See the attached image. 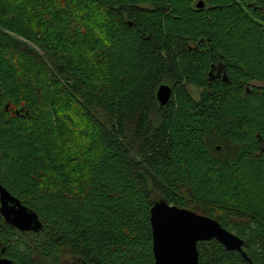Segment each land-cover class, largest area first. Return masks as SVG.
<instances>
[{"label": "trees", "instance_id": "trees-1", "mask_svg": "<svg viewBox=\"0 0 264 264\" xmlns=\"http://www.w3.org/2000/svg\"><path fill=\"white\" fill-rule=\"evenodd\" d=\"M198 1L57 0L71 16L46 17L43 55L0 31V182L43 224L22 232L0 215V257L155 264L163 199L243 229L250 260L213 239L199 264L264 260V0Z\"/></svg>", "mask_w": 264, "mask_h": 264}, {"label": "water", "instance_id": "water-1", "mask_svg": "<svg viewBox=\"0 0 264 264\" xmlns=\"http://www.w3.org/2000/svg\"><path fill=\"white\" fill-rule=\"evenodd\" d=\"M196 6L203 8L205 3L200 0ZM210 73L212 75V71ZM173 94V87L168 83H162L156 94L160 106H166ZM150 209L155 264H199V242L213 239L225 245L227 250H240L244 258L250 260L244 250V239L222 226L215 218L171 205L163 199L157 200ZM160 209L167 211L161 212ZM0 213L9 225L22 232L42 229L43 224L38 213L14 196L1 182ZM0 264L19 263L8 257H0ZM66 264L84 262L77 260L68 261Z\"/></svg>", "mask_w": 264, "mask_h": 264}, {"label": "rangeland", "instance_id": "rangeland-1", "mask_svg": "<svg viewBox=\"0 0 264 264\" xmlns=\"http://www.w3.org/2000/svg\"><path fill=\"white\" fill-rule=\"evenodd\" d=\"M32 1H35L39 4L37 7H38V13L40 15L35 16V15L30 14L31 16L34 17V23L30 24L29 22L26 21V18L29 16V11L25 5L21 6L15 3H10L12 7H9L6 3L7 0H0V12L6 13V15L8 14L7 16L11 15L12 17H14V19H16V22H11L10 24L8 22L6 23L0 22V31L11 35L12 37H14V39H17L18 41L20 40L21 42L27 43L31 48H35L37 51L41 52L43 55V50L34 41H36V39H44L43 33L46 30L45 28L46 17L48 15H52L53 17L52 20H54L55 16L62 14L63 12L62 11L60 12L59 6H57L56 4L57 0H32ZM87 1L88 0H85V2ZM62 15L63 17H70L71 13H65ZM18 22H20V26H16V23ZM64 32L66 35H69L71 33V29L65 28ZM24 35H26L28 39ZM2 56H4L6 59H9L13 55L10 53L8 55H6V53H3ZM17 58L16 56H14L13 62ZM35 80L36 79L34 78L33 79L34 85L37 84ZM189 90L195 98H199L202 92L201 88L196 87L194 85L193 86L189 85ZM251 227L252 229L250 228L246 229L247 233H252L253 232L252 230L255 229L254 224H252ZM238 228H236V231L235 230L233 231L235 234L237 232L243 231L241 226H238ZM256 249H258L259 252L261 250L263 251L262 254H260V256L261 258H264L263 247L260 245H257ZM257 257H258V254H257ZM256 264H264V260L263 259H261L260 261L258 260Z\"/></svg>", "mask_w": 264, "mask_h": 264}, {"label": "flooded vegetation", "instance_id": "flooded-vegetation-1", "mask_svg": "<svg viewBox=\"0 0 264 264\" xmlns=\"http://www.w3.org/2000/svg\"><path fill=\"white\" fill-rule=\"evenodd\" d=\"M216 71H218L216 74H213V73H212V77H213V78L218 77L219 74L221 73V69H220V67H218V68L216 69ZM263 149H264V141H263ZM242 254H243V253H242Z\"/></svg>", "mask_w": 264, "mask_h": 264}, {"label": "snow or ice", "instance_id": "snow-or-ice-1", "mask_svg": "<svg viewBox=\"0 0 264 264\" xmlns=\"http://www.w3.org/2000/svg\"><path fill=\"white\" fill-rule=\"evenodd\" d=\"M159 211L163 212V211H167V210H165V209H160Z\"/></svg>", "mask_w": 264, "mask_h": 264}]
</instances>
